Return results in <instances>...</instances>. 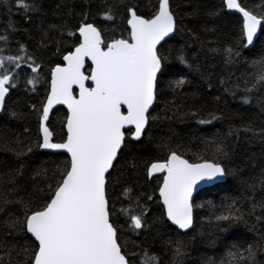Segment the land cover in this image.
I'll use <instances>...</instances> for the list:
<instances>
[{"label": "trees", "instance_id": "16d2710c", "mask_svg": "<svg viewBox=\"0 0 264 264\" xmlns=\"http://www.w3.org/2000/svg\"><path fill=\"white\" fill-rule=\"evenodd\" d=\"M35 2L40 11L30 12L27 17L23 8L17 7V0H0V55L15 56L22 54L19 46L24 45L27 53L35 58L41 67L36 73L22 64L15 79V87L9 90L2 111L0 112V178L15 175L16 169L24 164L23 177L17 178L16 184H5L0 181V196L8 189L19 192L8 194L9 199L17 195L28 198L38 188H46L43 169L48 175L57 167H62L66 159L64 153L41 151L35 147L40 139L39 112L48 92L50 69L62 62L66 49H71L78 42L75 27L83 19V13L89 15L87 20L98 27L105 39L121 38L126 32V18L121 4L134 6L138 14L148 15L158 0H25ZM173 9L178 13V28L173 36L159 46L161 53L167 57L165 74L159 77L157 97L150 112V120L140 141H132L131 151L125 150L115 162L109 184L110 207L114 208L113 223L118 231L121 247L126 251L130 264H139L144 249L159 258V264H221L227 251H242L249 244L256 247L259 243L262 250L257 252L256 261L264 264V221L257 222L256 215L247 216L253 195L249 185L258 184L261 170L264 169V87H257L251 93L243 90L250 87L253 77L250 67L253 60L264 55V36L256 42V46L239 50L242 55L232 64H225L224 57L212 49L223 50L235 44L239 39L237 22L240 16L223 6L222 0H171ZM247 10L254 14L264 15V0H238ZM57 4H65L56 12ZM71 8L74 15L65 24V13ZM111 8L116 19H104L103 13ZM221 15L213 18L209 12L221 10ZM80 13V16L75 15ZM192 13V15H187ZM50 25H56L57 31L44 33ZM205 28L213 29L205 31ZM63 32V35H61ZM68 32L75 35L69 36ZM59 44V54L58 45ZM46 45V46H45ZM187 58V64L178 60L180 50ZM191 65L189 68L187 65ZM10 68L12 65L5 64ZM2 71V69H0ZM35 77V84H28L29 78ZM184 79L182 86H175L174 81ZM221 80L230 81L221 84ZM248 81L246 84L245 81ZM209 82L212 87H209ZM239 85L236 95L224 91L225 87L234 88ZM248 95L250 103L244 104L242 97ZM219 97V99H216ZM35 106V110L33 108ZM12 113L16 115L13 116ZM195 113L196 115H192ZM216 116L218 119H213ZM66 111L58 107L52 111L47 126L54 133V141L59 142L65 122ZM155 118V119H152ZM210 123L201 124L199 120ZM250 128L251 131H245ZM237 130H239L237 132ZM231 131V135H229ZM21 141L22 143H17ZM224 141L232 155L230 159H222L230 175L227 183L221 182L200 189L194 196V223L186 232L174 228L163 215V207L157 196L162 175L148 177L147 165L157 158L167 155L168 149H175L190 162H200L197 158L213 159L216 153L213 142ZM167 144V148L160 147ZM31 146L32 152L27 153ZM11 149V150H9ZM24 150L27 154L17 158L15 151ZM136 156L135 165L131 157ZM40 172L41 174H37ZM131 188V204L124 189ZM152 197V199H148ZM148 211L146 227L133 231L128 227L126 217L121 208L135 207L136 199ZM257 201L264 200V191L257 187ZM237 201V207L246 214L248 225L243 223L234 226L222 225L227 232L217 227L215 216L219 215L226 204ZM19 206L9 205L0 213V225L9 214H18ZM251 226H255L254 229ZM7 241V247L0 246V264H8L9 249L17 250L24 245L23 238L6 236L0 229V244ZM177 242L182 245V255L174 257ZM235 245L236 248L232 246ZM246 255V253H245ZM13 253L12 264H16Z\"/></svg>", "mask_w": 264, "mask_h": 264}, {"label": "snow or ice", "instance_id": "6c2138e0", "mask_svg": "<svg viewBox=\"0 0 264 264\" xmlns=\"http://www.w3.org/2000/svg\"><path fill=\"white\" fill-rule=\"evenodd\" d=\"M222 4L228 10L240 14L241 18L237 22L239 39L223 50L212 51L223 55L225 64H232L242 55L239 50L241 45L244 49L254 48L256 42L264 36V15L247 10L238 0H222ZM17 7L24 9L26 17L30 12L40 11V6L35 2L27 3L25 0H17ZM63 7L67 5L57 4L55 11L59 12ZM120 7L125 9L123 16L127 24L121 38L105 39L102 31L88 22L89 14L85 12L78 25L73 26L78 32V42L71 49L65 50L61 63H56L50 69L47 99L39 112V132L42 135L35 142V147L62 151L66 159L62 167L52 171L51 176L47 169L41 170L46 188L36 189L35 193L28 194V198L20 195L15 199L8 198V194L19 192V187L8 189L5 195L0 196V213L6 211L9 205H17L20 210L18 214H9L0 229L6 236L25 240L19 250L15 245L8 250V264H12L13 253L16 264H130L119 242L120 229L112 220L114 208L110 207L109 184L116 178L111 173L116 167L115 162L125 150L132 149L126 133H130L132 141H140L146 131L150 108L157 97L159 77L165 74L167 60L158 46L166 42V38L170 39V34L176 33L179 17L171 0H158V4L153 5L147 16L138 14L134 6L121 4ZM221 11L209 12V15L215 18L221 15ZM73 15V10L69 8L61 28L69 27L67 20ZM116 15L111 8L103 13L104 19L109 21H114ZM57 30L56 25H50L43 35L47 38L49 32ZM212 30L214 28H205V31ZM68 35L73 36L75 33L68 32ZM5 39L0 36V40ZM59 44L57 41L58 54ZM19 52L22 54L0 55V107H3L10 87L16 86L14 81L22 64L30 68L32 73L41 67L27 53L24 45L19 46ZM177 58L181 64H187L182 49ZM88 61L90 64H86ZM5 64L12 67L7 68ZM187 66L191 68L190 64ZM250 67L253 69L250 73L253 79L251 86L243 90L246 93L264 87V55L253 60ZM185 82L179 79L173 84L179 87ZM27 83L35 84L36 78H29ZM229 83L221 80V84ZM209 87H212L210 82ZM237 89L238 84L234 88L225 87L224 91L235 96ZM242 102L249 104L250 97L244 95ZM54 105H64L67 109L59 142H54V133L46 124ZM33 108L35 110V106ZM212 118L218 119L216 116ZM198 122L204 124L211 121L201 119ZM245 131L251 129L246 128ZM261 133L264 135V129ZM160 147L167 148V144ZM213 150L215 158L198 157L200 162H190L177 150L168 149L165 157L157 158L147 165L149 177L154 173L163 176L159 185L163 215L178 229L187 230L193 226V193L202 183H227L225 178L230 172L221 158L230 159L232 153L224 141L213 142ZM31 152L32 147L29 146L27 153ZM27 153L24 150L15 151L18 159ZM136 159V156L131 157L133 166ZM24 167L21 163L15 175L7 173L5 175L8 178H0V181L16 184L17 178L23 177ZM257 187L264 191V169L261 170L259 183L254 181L249 185L253 195L249 197L251 208L247 216L256 215L257 209H260L262 214L256 215L259 223L264 221V200L255 199ZM131 192V188L124 189L130 204ZM236 205L237 201L233 200L215 216L221 231L227 232V228L222 225H248L246 214ZM147 211L140 205L139 198L136 199L135 207L120 210L133 231L146 227ZM254 227L251 226L252 229ZM0 246L7 247V241ZM232 247L236 248L235 245ZM261 250L259 243L255 248L249 244L242 251L229 250L221 264H258L256 255ZM182 254V245L177 242L173 255L177 257ZM139 264H159V258L144 249Z\"/></svg>", "mask_w": 264, "mask_h": 264}, {"label": "water", "instance_id": "95a60500", "mask_svg": "<svg viewBox=\"0 0 264 264\" xmlns=\"http://www.w3.org/2000/svg\"><path fill=\"white\" fill-rule=\"evenodd\" d=\"M236 12V11H235ZM237 13V12H236ZM238 15H240L239 13H237ZM170 36H173V34H170ZM166 39H169V38H166ZM163 42H161V44H162ZM159 47V46H158ZM250 49V48H249ZM90 62V61H89ZM50 79H51V76H50ZM50 87V86H49ZM6 98H7V95H6ZM6 98H5V100H6ZM155 103V102H154ZM4 106V105H3ZM153 106H154V104L151 106V108H150V112H151V110H152V108H153ZM58 107H63V108H65L66 109V107L64 106V105H54L53 106V109L52 110H50V113H49V118H50V115H51V113H52V111L53 110H55L56 108H58ZM2 109H3V107H0V112L2 111ZM42 111V110H41ZM66 112H67V109H66ZM48 123V121L46 122V124ZM134 130V129H133ZM42 134L40 133V136H41ZM44 150H46V151H51V152H61V153H63L62 151H57V150H51V149H44ZM157 174H160V173H154L152 176H154V175H157ZM226 179V178H225ZM218 182H223V181H218ZM218 182H213V183H208V184H204V183H202L201 185H200V187L193 193V196L197 193V191L199 190V189H201L202 187H204V186H208V185H212V184H215V183H218ZM158 196H159V190H158ZM167 219V218H166ZM170 222V221H169ZM171 223V222H170ZM172 224V223H171ZM173 225V224H172ZM173 226H175V225H173ZM176 227V226H175ZM177 228V227H176ZM178 229V228H177ZM180 231H182V232H186V231H188L189 229H187V230H181V229H179Z\"/></svg>", "mask_w": 264, "mask_h": 264}, {"label": "bare ground", "instance_id": "6f19581e", "mask_svg": "<svg viewBox=\"0 0 264 264\" xmlns=\"http://www.w3.org/2000/svg\"><path fill=\"white\" fill-rule=\"evenodd\" d=\"M233 12H235V10H233ZM236 13V12H235ZM237 14V13H236ZM240 16V15H239ZM77 34H78V32H77ZM172 37V36H171ZM166 40H168V39H166ZM164 43V42H163ZM90 64V62L88 61V62H86V64ZM87 74V73H86ZM49 86H50V80H49ZM49 86H48V91H49ZM7 96H8V94H7ZM46 99H47V95H46V97H45V99H44V102L46 101ZM43 102V103H44ZM5 103V102H4ZM155 104V103H154ZM154 107V106H153ZM61 108H63V107H61ZM65 109V108H64ZM153 109V108H152ZM41 110H42V107H41ZM65 111H66V109H65ZM49 121V120H48ZM48 124V123H47ZM39 134H40V132H39ZM40 138H41V136H40ZM129 138L131 139V135H130V133H129ZM55 142V141H54ZM41 151H45V152H51V151H46V150H44V149H40ZM52 153H61V152H52ZM65 154V153H64ZM157 175H162V174H157ZM149 177V176H148ZM152 177V176H151ZM162 180H163V176H162V179H161V182H160V184L162 183ZM218 183H221V182H218ZM215 184H217V183H215ZM215 184H212V185H215ZM208 186H211V185H208ZM208 186H204V187H208ZM204 187H202V188H204ZM201 188V189H202ZM158 190H159V187H158ZM158 190H157V196H158ZM200 190V189H199ZM198 190V191H199ZM197 191V192H198ZM195 196V195H194ZM158 198H159V201H160V197L158 196ZM160 204L162 205V203H161V201H160ZM163 207V206H162ZM165 218H166V216H165ZM167 220V219H166ZM168 221V220H167ZM169 222V221H168ZM170 223V222H169ZM171 224V223H170ZM172 225V224H171ZM173 226V225H172ZM174 228H176L175 226H173ZM177 229V228H176ZM177 230H179V229H177ZM180 231V230H179Z\"/></svg>", "mask_w": 264, "mask_h": 264}, {"label": "flooded vegetation", "instance_id": "af4514ba", "mask_svg": "<svg viewBox=\"0 0 264 264\" xmlns=\"http://www.w3.org/2000/svg\"><path fill=\"white\" fill-rule=\"evenodd\" d=\"M88 64V63H87Z\"/></svg>", "mask_w": 264, "mask_h": 264}]
</instances>
